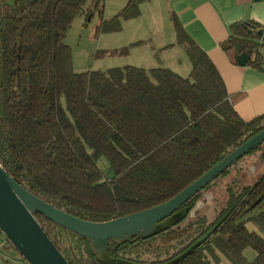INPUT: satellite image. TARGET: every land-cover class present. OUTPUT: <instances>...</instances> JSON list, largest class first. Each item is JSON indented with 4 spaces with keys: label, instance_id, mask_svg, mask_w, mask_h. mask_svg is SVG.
Segmentation results:
<instances>
[{
    "label": "trees",
    "instance_id": "trees-1",
    "mask_svg": "<svg viewBox=\"0 0 264 264\" xmlns=\"http://www.w3.org/2000/svg\"><path fill=\"white\" fill-rule=\"evenodd\" d=\"M142 1L128 0L100 29L119 31ZM85 2L0 0V164L54 207L102 222L169 200L258 133L264 114L239 117L217 68L176 19L191 63L186 77L162 66L73 71L66 31L85 9L86 20L101 15L106 0ZM220 45L247 53V65H264V28L251 22L233 24ZM246 156L261 164L248 184ZM221 176L223 191L213 196ZM216 179L159 231L108 240L106 256L125 264H217L218 252L232 264H264V142ZM34 216L70 264H112L89 239ZM247 247L256 253L250 261Z\"/></svg>",
    "mask_w": 264,
    "mask_h": 264
},
{
    "label": "crops",
    "instance_id": "crops-1",
    "mask_svg": "<svg viewBox=\"0 0 264 264\" xmlns=\"http://www.w3.org/2000/svg\"><path fill=\"white\" fill-rule=\"evenodd\" d=\"M127 1L116 2L114 12H119ZM107 3L109 4V0H106L105 6ZM142 11L149 12V25L152 28L161 29V26L158 27L154 23L161 18L162 21H167V26L169 22L176 32L173 23V19H176L184 36L204 51L217 68L233 100V108L241 119L249 121L264 114V65H240L236 61L235 51L224 50L220 45L231 34V26L235 23L251 22L259 28H264V0H145L139 4V16ZM123 21L125 20L121 21V25ZM138 41L142 43L134 50L145 53L141 57L146 58L144 65L149 68L162 66L178 72L179 66L183 65L190 71L191 63L183 46L178 43L177 35L176 39H168L165 35L155 37L154 32H150L146 38L133 42ZM167 51H173V56H165L163 53ZM154 57L158 58V63L153 61ZM241 163H245L243 170L253 171L252 175L241 173L243 183L253 182L261 172L260 162L253 156H247ZM0 264H28L2 233Z\"/></svg>",
    "mask_w": 264,
    "mask_h": 264
},
{
    "label": "water",
    "instance_id": "water-1",
    "mask_svg": "<svg viewBox=\"0 0 264 264\" xmlns=\"http://www.w3.org/2000/svg\"><path fill=\"white\" fill-rule=\"evenodd\" d=\"M248 59L245 52L236 56L240 65H245ZM263 142L264 127L169 200L102 222L84 220L54 207L21 186L0 164V232L28 264H70L36 220L34 214H40L89 239L102 260L112 264H125L106 256L108 240L133 235L147 236L159 231L166 224L164 220Z\"/></svg>",
    "mask_w": 264,
    "mask_h": 264
},
{
    "label": "rangeland",
    "instance_id": "rangeland-1",
    "mask_svg": "<svg viewBox=\"0 0 264 264\" xmlns=\"http://www.w3.org/2000/svg\"><path fill=\"white\" fill-rule=\"evenodd\" d=\"M119 0H109V4L104 6L101 15L98 11H95L89 19L86 20L85 17L86 9L77 15L71 22V25L66 31L65 42L70 46L71 49V59H72V68L75 72H82L85 70H106L110 67H122L125 65H134L141 66L143 68H149V66L144 65L146 61L144 52L135 51V48L140 45H130L133 41L137 39H144L150 35V32H154L155 37L158 35H165L168 39H176V32L172 28L171 24L166 20L157 19L154 21L158 27L161 26V29L149 25L151 21L149 12L142 11V15H138L131 20L123 21L121 29L119 31H102L99 27L102 20H110L116 13L114 8L116 2ZM91 0H86L85 8ZM106 3V2H105ZM146 6V5H143ZM153 29V30H152ZM127 47V48H126ZM125 48L124 50H121ZM165 56H173L172 52L163 53ZM158 55V54H157ZM163 58V57H161ZM153 61L158 63V58L154 57ZM176 72L181 76H187L189 69L185 66H179V70ZM247 157V156H246ZM244 157V158H246ZM255 160H257L255 158ZM244 165L245 163H241ZM99 167L104 173L108 172L107 162L101 158L98 162ZM252 175V169L243 170L244 173ZM260 174V173H259ZM257 174V175H259ZM224 176L216 179L215 182H219L217 189H212L213 196H219L223 191V181ZM256 178V175L253 176V180ZM220 180V181H219ZM252 180V179H251ZM252 180V181H253ZM246 184V181H244ZM264 209V205L262 207ZM248 228L252 229L253 223H248ZM218 254L217 264H232L224 255ZM255 251L247 247L244 250V257L247 261H250L255 257ZM213 262V261H212Z\"/></svg>",
    "mask_w": 264,
    "mask_h": 264
}]
</instances>
